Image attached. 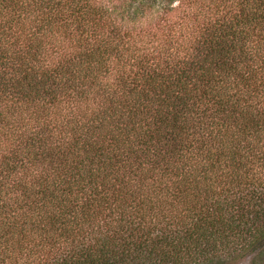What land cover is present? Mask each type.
<instances>
[{
    "label": "trees",
    "instance_id": "obj_1",
    "mask_svg": "<svg viewBox=\"0 0 264 264\" xmlns=\"http://www.w3.org/2000/svg\"><path fill=\"white\" fill-rule=\"evenodd\" d=\"M0 0V264H264V0Z\"/></svg>",
    "mask_w": 264,
    "mask_h": 264
},
{
    "label": "rangeland",
    "instance_id": "obj_2",
    "mask_svg": "<svg viewBox=\"0 0 264 264\" xmlns=\"http://www.w3.org/2000/svg\"><path fill=\"white\" fill-rule=\"evenodd\" d=\"M175 4L178 5L179 4V0H176ZM231 264H250V261H249V259H243L241 261L238 260V261L233 262Z\"/></svg>",
    "mask_w": 264,
    "mask_h": 264
}]
</instances>
